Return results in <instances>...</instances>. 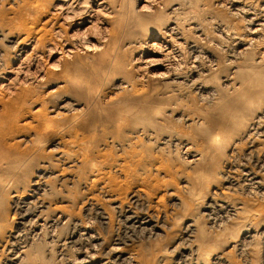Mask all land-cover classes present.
<instances>
[{"label":"rangeland","instance_id":"1","mask_svg":"<svg viewBox=\"0 0 264 264\" xmlns=\"http://www.w3.org/2000/svg\"><path fill=\"white\" fill-rule=\"evenodd\" d=\"M88 1L92 6L97 2ZM118 2L122 7L116 8L117 14L131 13L133 10L141 13L155 11L162 17L155 19L158 25L161 24V28L145 36L139 34V37L126 38L121 44L120 51L115 54L117 65L107 66L102 58V49H97L98 42L95 39L90 43L94 44L93 50L86 51L79 48L75 57L68 52L73 49L70 45L73 39L86 42L89 36L98 37L109 28L108 25H103L102 15H96L99 19L95 17L92 24L86 25L81 31H76L77 27L71 29L68 24H60L49 19L50 14L55 11L58 0H47L48 9L42 12L35 23H32L29 15L39 10L30 9L27 0H0V85L4 82L1 68L7 61L10 68L21 64L28 70L25 71L26 73L30 71L28 74L30 76L24 73L23 78L21 77L9 90L2 91L0 95V134L7 128L3 125L5 117L1 113L2 100L11 96V92H22L26 89L32 91V100L28 101L29 108L17 113L18 117L13 124L11 122L9 124L13 133L7 141L10 144L18 140L16 146L18 149L5 150L3 151L5 155L0 150V224L11 223L15 212L19 213L29 206L33 207L34 204H42L44 206L42 212L44 209L46 213H43L48 215V218L53 219L56 214L63 215L56 220L57 224H53L56 231L52 227L51 229L45 227V232L43 228L38 239L34 237V241H30L33 242L32 245H29L23 254L24 264H77L76 262L80 264L85 248H80L78 241L67 243L62 247V241L59 243L56 238H66V242L70 241L69 236L75 221L82 222L80 224L82 226L77 227L81 230L77 229V231L83 233L98 231L101 237L108 236V245L118 236L123 238L127 241L128 249L135 250L139 256L144 255L149 259L147 264H179L178 252L182 249L183 240L185 239L184 243H188L193 239L192 237L186 239L184 227L194 219L193 227L198 229L203 226L206 229V235L203 237L205 244L219 241V246L214 247L216 251L232 256L236 260H243L244 255L229 245L230 239L237 240L243 235V230L239 227L240 223L230 222L228 228L226 229L225 226L222 230L225 214L213 209L215 215L212 213L209 216L206 214L208 212L206 209L213 198H217V195L223 196L220 193L221 189L224 194L232 195L233 199L243 197L251 199V204L254 201L256 204H264V195L260 196L259 188L253 187L252 190L254 189L255 192L254 190L251 192V189L249 191L243 189L242 192V185L240 187L230 185L233 180L230 182V179L227 181L224 178V175L234 170L232 173L236 174V180L233 183H236L237 179L243 180V177L239 176L242 174V168L252 167L264 180L262 157L264 154L262 126L264 125H260L261 128L259 127L256 133L259 136L255 135L254 140L250 141L243 137L252 123H255L253 116L264 112V29L258 31L260 37L253 38L254 42L247 47L252 35L249 36L247 29H244L247 23L243 18L252 12L254 7L256 12L260 10L264 0H240L244 9L253 7L245 14L237 11L236 13L232 8L231 0H187L186 5L175 11L172 10V7H176L173 5L175 0H118ZM107 13L108 10L101 12V14ZM197 24L202 26V31L197 30L195 26ZM142 26H137V29H142ZM229 26L236 28L237 37L234 38L232 33H224L223 28L227 29ZM168 27H173L174 30H169ZM252 27L255 28V25ZM28 30H33L36 36L42 34L44 44H39L38 50L29 49L19 55L22 45L17 43V40L24 37ZM159 34H161L160 38H158ZM239 35L245 36L239 40ZM186 43L189 45L187 46ZM174 44L176 45L172 46ZM151 47L156 49L152 50ZM170 49H173L172 54L168 53ZM199 50L202 51L201 54ZM178 53L180 56L176 55ZM25 54H28L27 58ZM61 55L65 57L63 60L59 59ZM77 57L81 60L82 71H76L73 76L88 85L81 87V82H78L70 83L63 88L57 87L63 80L65 81L61 76L62 69L69 66ZM259 60L260 62L257 63ZM203 63L206 64V69ZM246 65L250 67L257 65L259 71L255 77L247 81L252 87L248 86L245 90L242 88V72L237 73L234 70L235 66ZM169 66H173L172 69ZM209 66L211 71H208ZM192 68L196 71H189ZM168 69L182 70L181 78H184L179 79L183 81L182 85L173 82V75ZM69 70L72 71V68ZM185 78L187 80H184ZM203 78H206V83L210 86L208 89L194 85L197 79L201 82L205 81ZM122 85L126 86L120 88L119 86ZM55 88L57 89L53 90ZM234 88L240 94L247 91L244 93L245 98L256 103V108L246 110L244 105L235 103L233 99L229 100ZM219 97L225 98L222 103L215 100ZM226 100L228 102L224 103ZM40 104L44 107L39 108ZM158 106L166 107L167 111L164 116L156 118L152 113ZM54 111L66 116L67 124L86 134L89 141L102 150L101 153L108 155V159L118 160L126 157L131 165L138 169L137 175L124 173L119 166L111 163L113 160H108L112 174L116 177L112 185L117 189V193H121L120 200L124 201L122 205L125 209L129 208L127 201L131 202L130 193L140 186V182L152 185L151 194L146 193L141 204L132 201L130 206L131 209L152 214L155 223L159 226L153 231H157L158 235L151 236L149 232H139L138 229L128 230V234H125L123 223L119 222L121 213L118 212V208H113L110 199L105 197V193L100 191L98 186H92L91 181L88 183L84 179L81 182V178L78 177L82 169L80 164L69 161L59 162L54 151L51 150L52 155L54 154L52 156L49 149V152L35 150L40 135L49 130V122L42 114L44 112L51 114ZM233 112L237 114L236 118L232 117ZM78 115H83L82 123L71 122L72 117ZM187 116H190L191 120H185ZM240 119L245 120L238 123ZM236 126L238 128L234 129ZM20 134L24 135L20 136ZM227 134L234 135L231 140H237L235 145L230 143L231 140L222 142L220 146L212 143L215 137ZM179 141L182 143L180 144ZM185 142L193 145V153L199 151L203 154L201 161L190 162L191 153L183 148ZM14 152H19L18 162H14L10 156ZM29 152H32V155ZM199 171L208 174L203 178L205 186H201L194 177ZM7 181H10L11 189L3 186ZM24 187L23 195L27 197L26 202L16 207L13 195L22 194ZM97 200L99 202L101 200L102 207L108 208V214L113 219L107 225L99 224V215L93 204ZM255 221L251 237L246 238L244 242L247 245L251 244L247 247L255 249L252 257L259 259L264 252V235L261 234L263 231L261 227L264 226V210ZM218 223L222 224L218 225ZM84 225L87 228H83ZM194 234L198 236V233ZM1 259L0 264L4 262L3 257Z\"/></svg>","mask_w":264,"mask_h":264},{"label":"bare ground","instance_id":"2","mask_svg":"<svg viewBox=\"0 0 264 264\" xmlns=\"http://www.w3.org/2000/svg\"><path fill=\"white\" fill-rule=\"evenodd\" d=\"M96 1L97 2H95V4H93V6H92V5L88 4V3H90L88 0L87 1L86 0H58V3L56 4V8L54 9L55 11H53V13L50 14L51 17H49V19L56 21L60 24H64V25L68 24V26L71 27V29L72 28L76 29V27H77L76 31H81V29L84 28L86 25L92 24L95 17H97L99 15H102L104 17V19L102 20L103 25H108L109 28L106 29L105 32H103V34H100L98 37L93 36V35L89 36V40L86 42H81V41H77V39L76 40L73 39V43L70 44L73 49L68 50V52L72 54L71 55L72 57L77 56L76 52L79 48H82L86 51L93 50L95 48L94 44H90V43H91L92 39H95V41L98 42L97 49H102V58H103L105 65H107V66H108V64L117 65L116 64L117 59L115 58V54L120 51L121 44L124 42V40L126 38L128 39L130 37H135V36L139 37L138 36L139 34H141L142 36H145L152 31L153 32L156 30L159 31L161 28V24L158 25L155 22V19H160L162 17H161V15L156 13L155 11H152L153 13H150V12L141 13L139 11L137 12V10H133L131 13L124 12L122 14H117L116 8L119 6H120V8L122 7V4L119 3L118 0H96ZM186 1L187 0H175V3L173 5L174 6L176 5V7H172V10L175 11V10L181 9L184 5H186V3H185ZM46 2H47V0H27V5L29 6L30 9H38L39 10V12H35V13L29 15V18L31 19V21H33L32 23H35V20L40 17L42 12L44 10L48 9V5ZM221 5H222V3H221ZM231 5H232L233 10H235V12L236 11L241 12V14L242 13L245 14L246 11H248V10L250 11V9L253 8V7L250 9L246 8L247 10L244 9V7H242V5L240 4V0L239 1L238 0H231ZM258 7H260V6H258ZM107 10H108L107 14H101L102 11H107ZM236 13H233V14H236ZM97 19H99V18L97 17ZM244 20L247 23V25L244 26V29L245 28L247 29V30L246 29L245 30L248 31L247 34L249 36L252 35L250 37V39H252V40L249 41V39H248L249 42H248L247 47H249L252 44V42H254V40H255V39L253 40V38H256V37L259 38L260 37L258 35V33H259L258 31L264 29V5H261V9L257 10V12H256V9L254 7L252 12H249L248 14H246V16H244L243 21ZM192 21H193V19H192ZM173 23H175V22H173ZM139 25H143L142 29H137V26H139ZM251 25L252 26L255 25V28L252 27ZM176 26H173V27L175 28ZM195 26L197 27L198 31L201 30L202 26H200L199 24H197ZM173 27H170V28L168 27V29L172 30ZM176 29H178V26ZM194 29H196V28H194ZM224 29H225L224 33H227V34L232 33V34H234L233 35L234 38L238 36V35H236L237 33H236L235 27L229 26V27H227V29L223 28V30ZM165 32H167V31H165ZM176 32L177 31H175V34H177ZM244 36L245 35H242V36L239 35V40L240 39L242 40ZM247 36H246V39H247ZM160 37H161V34L158 35V38H160ZM43 38L44 37L42 34L40 36H36V35H34L33 30H28V32L24 35V37L20 38V40H17V43L22 45L21 52L19 53V55L22 53H26L27 51H29V49H33L34 51H35V49L38 50L39 44H44V42L42 40ZM69 38L72 39L71 37H69ZM195 43H193V44H195ZM237 43H240V42H237ZM241 43H243V41ZM151 44L153 45V43H151ZM151 44H150V46H151ZM155 44H157V42ZM159 45L160 44H158V47H159ZM175 45L176 44H174L172 46H175ZM186 45H187V43H186ZM192 46H194V45H191V47ZM154 48H152V50ZM159 48H161V46ZM163 50H165V49H163ZM172 50L173 49L168 50V53L170 54L172 52ZM194 50L197 51V49H194ZM240 51L241 50H239V52ZM176 52H178V51H176ZM201 53H202V51H200V54ZM187 54H189V51L187 52ZM176 55L180 56L179 53ZM27 56H28V54L26 55V58H27ZM178 56H177V59L179 58ZM21 57H22V55H21ZM166 57L168 58V56H166ZM187 57L189 58V56H187ZM64 58L65 57L62 55L59 57L60 60H63ZM174 58H172V59H174ZM194 58H196V57H194ZM200 58H201V56H200ZM164 59H165V57H164ZM194 60H196V59H194ZM202 60H203V55H202ZM199 61L201 62L200 59H199ZM24 62L25 61L23 59V63ZM194 62H193V64H194ZM196 62H197V60H196ZM259 62H260V60L257 61V63H259ZM162 63H164V62H162ZM81 64L82 63H81L80 58L77 57L76 59H74L73 62H71V64H69V66H65L62 69V73H61V76L64 77L65 81L63 80L60 83V85H58L57 87L63 88V87H67L70 83H78V82H81L80 83L81 87L84 85L85 86L88 85L86 82L81 81L80 79L75 78V76H73V73H75L76 71H78V72L82 71ZM208 64H211V63H208ZM8 65H9V61L5 62L3 68H1L2 69L1 71L4 74V82H2V84L0 85V95H1L2 91L9 90L10 87H13L20 80V78L24 75V73H26L25 71H28L21 64H18V66H16L15 68H13V67L10 68ZM205 65L206 64H204V68H205ZM25 66H27V65H25ZM192 66H194V65H192ZM210 66H209V68H210ZM68 67L72 68V71H70ZM172 67L169 66V68H171V69H172ZM180 67H182V66H180ZM185 68H186V66H185ZM235 68L236 69L234 71H236L237 73L242 72V75H243V83H242L243 87L242 88L246 90L248 88V86L252 87L249 83H247V81L250 78L255 77V74L258 73L259 69H258L257 65L251 66V67L249 65L235 66ZM178 70L179 69H175V71L174 70L171 71L168 69V71H171V74L173 75V78H172V79H174L173 82L176 83L177 85H180V84L182 85L183 81H180L179 79L183 75V72L181 74L180 71H182V70H180V71H178ZM193 70H194L193 68L189 69V71H192V72H193ZM207 70H208V68H207ZM194 71H196V70H194ZM208 71H211V68ZM29 72L26 74L28 75ZM184 72L187 73V71H184ZM171 74H169V75L171 76ZM208 74H210V73L208 72ZM166 75H167V73H166ZM204 75H203V77H205ZM28 76H30V75H28ZM189 76H190V74H189ZM200 76H202V75H200ZM183 78H181V79H183ZM193 78H194V76H193ZM203 79L205 80L206 78H203ZM184 80H187V79L185 78ZM193 81H194V79H193ZM194 85H196L198 88H202V89H208L210 87L206 83V80L201 82V81H198V79H197V82H195ZM125 86L126 85H122L119 87L122 88ZM184 87L185 86H182V88H184ZM188 87L189 86H186V88H188ZM56 89L57 88H55L53 90H56ZM208 93H210V90H208ZM211 93H212V91H211ZM244 93H247V91H245ZM244 93L240 94V93H238V90H236V88H234V90L232 92V97L229 98V100L233 99L235 101V103L237 102L239 105H244V109H246V110H251V109L256 108L255 105H257V104L254 103L253 101H250L251 99L245 98ZM224 99L225 98H220V97L218 99L215 98V100H218L219 103H222ZM30 100H32V91L30 89H26L22 92H11V96H9L5 100H2V112L1 113L5 117V121L3 122V125L7 126V128H5V130L0 134V150H2V153L4 155H5V153L3 151H5V150L10 151L11 148H15V149L17 148L16 146L19 143L18 140L14 141L13 143H10V144L7 141V139L9 137H12L10 134L13 133L12 126H9V124H10V122H11V124H13V121L15 120V118L18 117L17 113L23 111L24 109L29 108L28 107L29 106L28 101H30ZM227 102H228V100H226L224 103H227ZM43 107H44V105L40 104L39 108H43ZM39 108L37 109L38 111L40 110ZM166 111H167L166 107L158 106L157 108H155L153 110L152 116L156 117V118L162 117L165 115ZM54 112L51 114H49L48 112H44L42 114V116L45 117L49 122L48 123L49 130L43 132L40 135V139L38 141V144L36 145L35 150L41 151V152L42 151L45 152L47 150V152L50 151L51 155H52V152H51V150H52V151H54L55 155L57 156V160L59 162L64 163V161H69L70 163L76 162V163H78V165L80 164L82 166V169H81V174H78L79 175L78 177L81 178L80 179L81 182L84 179H85V182L87 180L88 183H89V181H91L90 183L92 184V186H95V185L98 186L100 191L102 190L105 193L104 194L105 197L107 199H110L111 206H113V208H118V212L121 213V214H119V216H121V218L119 219V222L123 223L122 225L124 227V233L125 234H128V230L136 231L138 229L139 232H149V235H151V236L152 235L153 236L158 235L157 231H153L154 228H157V227L159 228V226L155 223L152 214H150L148 212H142L141 210H137V209H131V206H130L131 205L130 203L132 201L141 204L142 201L144 200V197H145L144 195L146 193L151 194L152 185L140 182V186L137 187V189L133 190L130 193V195H131L130 201L131 202L129 203L127 201L126 204L129 206V208L125 209L124 206L122 205V204H124V201L120 200L121 193H117L116 192L117 189L114 188L112 185V183L116 180L115 179L116 177L114 176V174H112L111 167L108 165V160H113L111 163L116 165V166H119L120 170L124 173H133L134 175L135 174L137 175L138 169L133 167L131 165L130 160H128L126 157L118 159V160L113 159V158L108 159V155L103 153V152L101 153L100 151H102V150H99L100 148L98 149V147L96 145H93L92 142L89 141V138L86 134H84L83 132L79 131L78 129H75L72 126H70L69 124H67L68 120H67V118L65 120L66 116H64L63 114H61L59 112H55V113ZM232 117L236 118L237 114L235 112H233ZM253 117L255 119V123H252L253 125L243 135V137H245L246 139H249L250 141L254 140L253 137H255L257 130L260 127V125H264L263 124L264 123V112H261V114H256ZM83 119H84L83 115H78L76 117L73 116L71 122L81 124ZM185 120H191V117L187 116V118H185ZM244 120L245 119H240L238 123L243 122ZM40 121H42V120H40ZM262 127H264V126H262ZM236 128H238V127L237 126L234 127V129H236ZM23 135L24 134H20V136H23ZM257 135L259 136V134H257ZM257 135H256V137H257ZM260 135H262V134H260ZM263 135H264V133H263ZM233 137H234L233 134H227V135H223L221 137H215L214 139H212V143L215 146H220L222 142L229 141ZM179 143L181 144L182 142L179 141ZM230 143L235 145L237 143V140H231ZM183 148H185L188 151V153H191L190 162L197 163V162L202 160L203 154L200 153L199 151H196L193 153L192 152L193 145L191 143H189V142L183 143ZM48 149H49V151H48ZM106 150H107V148H106ZM29 153L32 155V152H29ZM10 156L12 157V160L14 162H18L20 160L19 152H14V153L10 154ZM52 156H54V154ZM262 157L264 158V154ZM258 162H260V161H258ZM258 162L256 164L259 166L260 164H258ZM244 163H245V161H244ZM239 164H241V163H239ZM247 165H248V163H247ZM77 166H75V167H77ZM259 167H257V168H259ZM58 168H60V167H58ZM261 170H259V172ZM241 171H242V174H239V176L243 177V180L241 179L242 182H241V180L239 181L237 179L236 183H233V181L236 180V178H235L236 174L234 175L231 171L228 172V174L224 175V178H226L227 181L230 179L229 180L230 182H231V180H233L230 183V185H235V186L237 185L239 187H240V185H242L243 186L241 188L242 192H243V189L244 190L247 189L249 191V189L252 190L253 187L254 188L257 187L261 190L260 196L264 195V180L258 174V172L255 170V168H252V167L251 168L247 167L245 169L242 168ZM238 173L239 172H237V174ZM207 175L208 174H206L205 171H199L198 173L194 174V177H195L196 181L198 183H200L201 186H205L203 178H205ZM185 182H187V181H185ZM2 183H3V181H2ZM3 186H6L8 188L10 187V189L12 188V185H10V181L4 182ZM226 187H228V186H226ZM226 187H225V189H227ZM229 188H231V186H229ZM235 189H233V190H235ZM259 189H257V191ZM253 190L251 192H253ZM21 192H23V193L20 195L18 193H14V195H13L14 200L16 202L15 203L16 207H18L17 205H19V204H21L20 206H22V203L26 202L27 197H24V195H23L25 193V187H24L23 191H21ZM254 192H255V190H254ZM108 193H110V194L108 195ZM213 193L216 194L215 192H213ZM220 193H222L223 196L217 195L216 196L217 198H213L211 200V202L208 203V206L206 209V210H208L209 213L207 211H206L207 213L206 212H204V213H206L210 216L213 213V209H215V210L218 209V211L224 213L225 214V219H224L225 223H223L224 227L223 228L221 227L222 230L225 229V226L227 229L228 226L230 225V222H239L240 223L239 227H240V229L243 230L242 231L243 235L240 236L237 240L235 238L230 239L229 245H231V247L233 249L239 251L240 254L244 255L243 260H239V259L236 260L232 256H228L225 253L220 252L218 250L216 251V249H214V247L217 248L219 246L218 245L219 241H216V242H213L210 244H205L203 237L206 235L205 234L206 229L203 226L199 227L198 229H196V227H193L195 220L192 219V221H190L184 227V231L186 233V239L187 240H189L191 237L193 239L190 240V242H188V243H186V242L184 243L185 239L183 240L182 249L178 252V254L180 255V257L178 259L179 264H180V261L183 264H264V252L262 253V255L259 259H255L252 257V252H254L255 249H253L251 247H247L249 244L247 245L244 242L246 238L251 237V235H252L251 232L253 231L254 223L256 222L255 220L258 216H260V214L264 210V204L263 203H257L256 204V202L254 200H252V201H254V203L251 204L250 203L251 199L248 200V199H245L243 197L238 198V199H233L232 195L224 194L223 189L220 190ZM246 194H247V192H246ZM256 195H257V193H256ZM256 200H257V198H256ZM29 202L31 203V201H29ZM93 204L96 206L95 208H96L97 214L99 215V224L101 226L107 225L108 222L113 221L112 217L108 214V208L102 207L103 203L101 202V200H100V202H99V200H97V202H93ZM25 205H27V204H25ZM34 205H35V207H34ZM34 205H32L33 207L29 206L28 208L21 210L19 213L15 212L14 216H13V220L11 221V223L0 224V260H2L1 258L3 257V261H4V262H2L3 264H24L25 255H23V254H25L24 252H25L26 248L29 247V245H32L33 242H30V241H34V237L36 239H38L43 228H44L43 232H45V227L46 228L48 227V229H51V227H52L53 230L56 231V228L53 227V224H55L56 220L60 219L63 215L57 216V214H56V215H54L55 218H53V219L48 218V215L43 213V212L46 213V211H44V209L42 212V208L44 207L42 204H40V205L34 204ZM16 209H18V208H16ZM143 211H145V210H143ZM208 215H207V217H208ZM220 216H221V214H220ZM218 217H219V215H218ZM222 217H223V215H222ZM210 218H212V216ZM178 219L180 220L182 218H178ZM214 221H215V219H214ZM78 222L79 221H75L73 224L74 228H72L73 230L71 231L70 236H69L71 238L70 241L66 242L67 241L66 238L59 239V237H56V236L55 237L58 238L57 240H59V243L62 241V243H61L62 247L65 246L67 243L78 241L79 247L85 248V253H83L81 255L82 258L80 259V264H147L148 263L149 259L147 257H145L144 255L139 256L135 250L128 249L126 247L127 241L123 240V238L118 236V237L114 238L113 241L108 245V236L103 238L100 236V233L98 231L97 232L94 231L92 233L87 232V231H86L87 233H83L82 231H77V229H79L77 227L80 226V224L82 223L81 221H80L81 223H78ZM15 223H17V224L15 225ZM216 223H214V224H216ZM221 224L218 223V225H221ZM57 226L58 225H56V227ZM86 226L89 227L90 225L86 224ZM86 226L84 225L83 228H87ZM261 229H263L261 234L264 235V226H262ZM79 230H81V229H79ZM50 233H52V232H50ZM194 233H198V236H194V235H196ZM253 235H255V234H253ZM52 240H53V238H52ZM77 249H78V247H77ZM79 252H80V250H79ZM255 252H257V251H255ZM79 254H81V253H79ZM242 257H241V259H242ZM75 262L76 261H74V263ZM76 263L78 264V262H76Z\"/></svg>","mask_w":264,"mask_h":264}]
</instances>
